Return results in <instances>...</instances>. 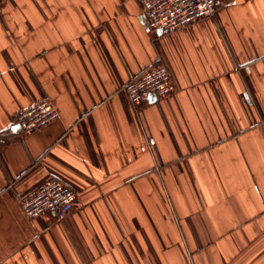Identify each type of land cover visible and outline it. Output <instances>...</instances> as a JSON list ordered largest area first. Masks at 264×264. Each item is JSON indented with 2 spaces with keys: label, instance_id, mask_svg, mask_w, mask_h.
<instances>
[{
  "label": "crops",
  "instance_id": "crops-1",
  "mask_svg": "<svg viewBox=\"0 0 264 264\" xmlns=\"http://www.w3.org/2000/svg\"><path fill=\"white\" fill-rule=\"evenodd\" d=\"M215 5L162 35L142 0L0 3V264H264V0ZM159 64L174 92L128 101ZM53 178L72 211L28 219Z\"/></svg>",
  "mask_w": 264,
  "mask_h": 264
},
{
  "label": "built area",
  "instance_id": "built-area-1",
  "mask_svg": "<svg viewBox=\"0 0 264 264\" xmlns=\"http://www.w3.org/2000/svg\"><path fill=\"white\" fill-rule=\"evenodd\" d=\"M5 0H0V3ZM218 0H142L143 21L148 30L162 35L184 30L192 23L213 15ZM128 101L137 105L149 97L164 98L174 92L167 68L155 65L140 76L129 79L123 86ZM58 111L49 99H41L18 110L12 124L19 131L31 134L58 118ZM75 191L58 179L45 182L41 190L20 201L21 211L28 219L45 214L63 220L72 211L76 202Z\"/></svg>",
  "mask_w": 264,
  "mask_h": 264
},
{
  "label": "water",
  "instance_id": "water-1",
  "mask_svg": "<svg viewBox=\"0 0 264 264\" xmlns=\"http://www.w3.org/2000/svg\"><path fill=\"white\" fill-rule=\"evenodd\" d=\"M19 127L15 126V129H18Z\"/></svg>",
  "mask_w": 264,
  "mask_h": 264
}]
</instances>
